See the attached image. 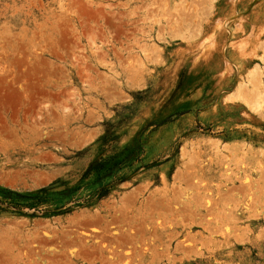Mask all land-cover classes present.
<instances>
[{"label": "rangeland", "instance_id": "obj_1", "mask_svg": "<svg viewBox=\"0 0 264 264\" xmlns=\"http://www.w3.org/2000/svg\"><path fill=\"white\" fill-rule=\"evenodd\" d=\"M55 182L0 264H264V0H0V186Z\"/></svg>", "mask_w": 264, "mask_h": 264}, {"label": "trees", "instance_id": "obj_2", "mask_svg": "<svg viewBox=\"0 0 264 264\" xmlns=\"http://www.w3.org/2000/svg\"><path fill=\"white\" fill-rule=\"evenodd\" d=\"M137 95V94H136ZM136 95H133V98L136 97ZM188 103H185L183 105H187ZM188 106H185V109L180 111L181 114L186 113L190 110V108H187ZM187 108V109H186ZM179 113V112H178ZM106 126H109L112 130L113 125H109L108 122L105 123ZM109 138H112V132L109 130L105 129L103 135L99 137L94 144L98 142H108ZM113 139V138H112ZM226 141L227 138H224ZM127 147V146H125ZM124 147V148H125ZM123 152H120L119 154H111L110 158L107 159V162L111 163V166L109 169H112L113 167H117L119 163L118 158L120 155H123ZM128 155L124 157V160L128 159ZM123 162V161H122ZM102 163V162H101ZM101 163L96 164L92 170L97 171L98 169H101L103 165ZM106 163V162H105ZM54 188H47L43 187L35 191H14L5 187L0 186V204L7 205L8 207H11L18 212L23 210V209H29V210H35L40 208L41 206H47L49 205L47 195L48 193ZM103 194L100 195L102 197Z\"/></svg>", "mask_w": 264, "mask_h": 264}, {"label": "water", "instance_id": "obj_3", "mask_svg": "<svg viewBox=\"0 0 264 264\" xmlns=\"http://www.w3.org/2000/svg\"><path fill=\"white\" fill-rule=\"evenodd\" d=\"M94 166H95V164H92L91 168H93ZM87 173H88V172H87ZM87 173H86V174H87ZM86 174H85V175H86ZM58 184H59L58 182H55V183H53V184L47 186V188H55V187L58 186Z\"/></svg>", "mask_w": 264, "mask_h": 264}, {"label": "crops", "instance_id": "obj_4", "mask_svg": "<svg viewBox=\"0 0 264 264\" xmlns=\"http://www.w3.org/2000/svg\"><path fill=\"white\" fill-rule=\"evenodd\" d=\"M129 99V98H128ZM127 100V99H126ZM14 113L16 114V112L14 111ZM101 116V114H99ZM10 119H12V116L10 115ZM14 119H15V116H14Z\"/></svg>", "mask_w": 264, "mask_h": 264}]
</instances>
